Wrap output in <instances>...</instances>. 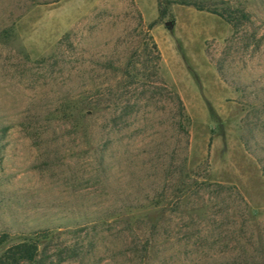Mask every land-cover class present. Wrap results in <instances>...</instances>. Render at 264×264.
<instances>
[{
  "label": "rangeland",
  "instance_id": "1",
  "mask_svg": "<svg viewBox=\"0 0 264 264\" xmlns=\"http://www.w3.org/2000/svg\"><path fill=\"white\" fill-rule=\"evenodd\" d=\"M160 1L0 0V127L8 126L0 140V236H7L0 257L35 238L37 261L19 264H135L130 237L118 232L123 224L112 231L105 224L93 235L77 230L83 224L75 216L119 203L113 192L174 193L180 175L204 185L191 202L202 206L193 218L195 230L208 234L203 243L222 238L210 252L224 258L242 245L259 250L264 0H186L244 12L249 19L238 26L183 0ZM109 96L100 112L122 119L111 135L106 187L86 183L95 161L62 113ZM32 128L42 130L39 138ZM44 139L60 146L54 172L40 164L37 143ZM98 142L109 145L107 138ZM184 218L186 225L190 215Z\"/></svg>",
  "mask_w": 264,
  "mask_h": 264
},
{
  "label": "trees",
  "instance_id": "2",
  "mask_svg": "<svg viewBox=\"0 0 264 264\" xmlns=\"http://www.w3.org/2000/svg\"><path fill=\"white\" fill-rule=\"evenodd\" d=\"M159 3L162 2L159 0ZM182 3L192 4L198 9L205 7L197 4V2H188L183 0ZM212 13L219 15L228 22H232L238 26L242 21L248 20L249 16L244 12L240 15L232 11L222 12L216 8H205ZM240 20V21H239ZM110 97V96H109ZM100 97L96 100L84 99L78 112L70 111L62 113L63 121L70 123L74 130L75 127L80 130L83 136L87 139L88 150L86 151L87 158L95 161L94 165L87 167L85 172H95L87 179V184L94 183L101 186H108L111 177L110 163L106 162L109 157H112L109 152V146L112 144L111 135L114 133L118 120L122 119V115L115 114L112 111L100 112V105L106 101H112V97ZM178 103L180 99L176 97ZM127 102L126 105H128ZM78 118V119H77ZM80 119V126L77 127L73 121ZM101 119V121H100ZM34 127V126H32ZM37 127V126H36ZM35 137L39 138L42 134L40 128H32ZM55 134L58 132L56 128H52ZM101 130H106V133H100ZM8 126L0 127V140L7 134ZM77 133V130H76ZM108 144H104L99 148L98 140L106 139ZM95 141V143H94ZM49 143V144H48ZM96 144V146H93ZM42 156L41 166L45 169L54 172L50 169L55 160L59 158L60 146L52 145L50 142L43 140V145L37 143ZM60 172V171H59ZM71 172V171H61ZM166 178V177H165ZM176 176L172 173L167 175V179L176 180ZM181 187L177 191L169 192L166 189L151 190L149 192H133L127 194L126 197H119L117 193H110L111 197L120 201L119 203L107 204L102 207L94 216L88 217L86 213H79L75 216L78 218L76 224L82 227L77 230H86V233L93 235L99 234L105 224L111 226V231L116 227L115 224H123L127 236L130 237L133 245L131 251L135 259V264H264V241L256 254L249 252L245 245H242L236 254L225 256H217L214 252H210L211 248L215 247L222 238L214 241L211 236V244H204L203 241L209 239L208 234L202 237L195 230L194 213L201 214L202 206L199 204L193 205L191 197L197 194V189L204 186L202 182H198L197 178L190 176H179ZM86 184V185H87ZM225 189V186L220 183L211 184ZM114 199V198H113ZM190 199V201H189ZM197 199V198H196ZM146 200V203H145ZM191 202V203H190ZM190 204V205H189ZM247 209L244 203L243 210ZM138 213L136 216L135 214ZM126 215H129L127 217ZM190 215V221L184 224V216ZM82 219V220H81ZM85 227V228H83ZM117 232V231H115ZM114 233V232H112ZM6 235L0 236V244L6 240ZM45 237V236H44ZM38 239L24 238L22 241L9 246L4 254L0 257V264H19L20 262L37 261L39 255ZM76 250L77 247L71 248ZM239 249V248H238Z\"/></svg>",
  "mask_w": 264,
  "mask_h": 264
},
{
  "label": "water",
  "instance_id": "3",
  "mask_svg": "<svg viewBox=\"0 0 264 264\" xmlns=\"http://www.w3.org/2000/svg\"><path fill=\"white\" fill-rule=\"evenodd\" d=\"M165 25H166L169 29H171L172 26H173V22H172V21H166V22H165Z\"/></svg>",
  "mask_w": 264,
  "mask_h": 264
}]
</instances>
